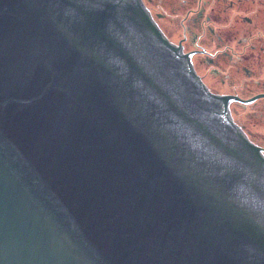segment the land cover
I'll list each match as a JSON object with an SVG mask.
<instances>
[{
    "label": "water",
    "instance_id": "water-1",
    "mask_svg": "<svg viewBox=\"0 0 264 264\" xmlns=\"http://www.w3.org/2000/svg\"><path fill=\"white\" fill-rule=\"evenodd\" d=\"M142 0H0V264H264V156Z\"/></svg>",
    "mask_w": 264,
    "mask_h": 264
},
{
    "label": "flooded vegetation",
    "instance_id": "flooded-vegetation-1",
    "mask_svg": "<svg viewBox=\"0 0 264 264\" xmlns=\"http://www.w3.org/2000/svg\"><path fill=\"white\" fill-rule=\"evenodd\" d=\"M153 1L156 21L191 55L205 84L221 87L215 92L220 95L250 97V103L230 99L229 106L249 108L255 136L263 132L264 0H156V6ZM252 141L264 148L261 141Z\"/></svg>",
    "mask_w": 264,
    "mask_h": 264
},
{
    "label": "rangeland",
    "instance_id": "rangeland-1",
    "mask_svg": "<svg viewBox=\"0 0 264 264\" xmlns=\"http://www.w3.org/2000/svg\"><path fill=\"white\" fill-rule=\"evenodd\" d=\"M142 2H143V4L145 5V7L148 9V12L151 14L152 13V9L153 10H156V11H158V8H157V6H156V0L155 1H153V3L155 4V8L153 7V8H151V6H150V0H142ZM159 19V18H158ZM160 20V19H159ZM167 33H169V32H167ZM205 83V82H204ZM212 90H214L215 92H217V91H220V90H222V88L221 87H219V86H211L210 87ZM230 90H232V88H230ZM262 105H263V103H262ZM232 111H233V115H234V117H235V115H236V117L240 120H238L236 117H235V119L238 121V122H240L241 124H243V126H244V128H245V130H246V132L248 133V135H249V137H250V139H252V140H259V141H261L263 144H264V131L263 132H261L260 134H258L257 136H255V133H254V131H255V128L253 127L254 125H255V123L254 122H252L251 120H250V117H249V114H248V111H249V108H246V110H241V109H239V108H235L234 107V105L232 106ZM241 112V116H239L238 115V112ZM235 113V114H234Z\"/></svg>",
    "mask_w": 264,
    "mask_h": 264
}]
</instances>
